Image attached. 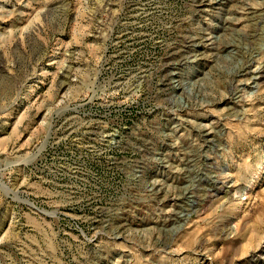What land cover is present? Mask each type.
<instances>
[{"label": "rangeland", "instance_id": "obj_1", "mask_svg": "<svg viewBox=\"0 0 264 264\" xmlns=\"http://www.w3.org/2000/svg\"><path fill=\"white\" fill-rule=\"evenodd\" d=\"M263 16L0 0V264H264Z\"/></svg>", "mask_w": 264, "mask_h": 264}, {"label": "bare ground", "instance_id": "obj_2", "mask_svg": "<svg viewBox=\"0 0 264 264\" xmlns=\"http://www.w3.org/2000/svg\"><path fill=\"white\" fill-rule=\"evenodd\" d=\"M260 8H261V7H260ZM263 18H264V16H263ZM252 43H253V42H252ZM224 45H225V44H224ZM251 51H252V50H251ZM243 54H244V53H243ZM181 125H182V124H181ZM208 134H209V133H208ZM201 135H202V134H201ZM192 191H193V190H192ZM154 195H155V194H154ZM197 195H198V194H197ZM182 197H183V196H182ZM186 197H187V196H186ZM184 199H185V198H184ZM181 200H182V199H181ZM191 202H192V201H191ZM194 202H196V201H193L192 204H193ZM182 203H183V202H182ZM185 206H186V205H185ZM185 206H184V207H185ZM182 207H183V206H182ZM183 209H184V208H183ZM181 210H182V209H181ZM184 211H185V210H184ZM182 215H183V214H182Z\"/></svg>", "mask_w": 264, "mask_h": 264}]
</instances>
